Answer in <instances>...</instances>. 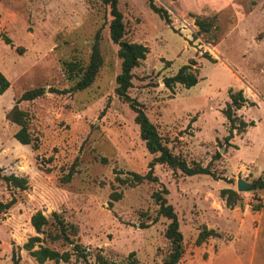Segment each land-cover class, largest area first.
I'll use <instances>...</instances> for the list:
<instances>
[{"label":"rangeland","instance_id":"374dc122","mask_svg":"<svg viewBox=\"0 0 264 264\" xmlns=\"http://www.w3.org/2000/svg\"><path fill=\"white\" fill-rule=\"evenodd\" d=\"M153 2L167 10L169 25L146 0H117L125 38L147 47L132 71L128 94L142 104L174 154L208 165L220 178L183 176L155 164L154 182L126 186L116 181V175L124 178L128 171L144 173L152 155L138 136L133 112L114 94L119 59L107 37L103 8L97 0H0V72L9 82L0 94V174L27 178V188L14 191L16 202L0 212V264H12V249L18 264H94L74 256L58 263L30 257L22 244L34 234L29 217L35 211L46 216L57 212L76 226L77 241L86 250L114 264H161L169 251L163 236L167 220L153 221L156 205L150 196L161 188L167 190L182 234L175 264H264V189H236L237 179L250 184L264 179V0ZM194 15L215 17V41L196 34ZM97 29L103 64L92 84L73 93L50 92L71 84L61 62L86 61ZM190 58L197 82L166 88L163 77ZM33 87H42V95L18 107L28 113L30 131L38 138L36 150L15 140L18 126L4 117L15 98ZM229 88L246 98L235 115L253 125L233 131L225 141L228 125L221 109ZM35 155L51 171L38 169ZM74 158L77 172L60 183V166ZM223 187L238 192L240 201L232 208L219 197ZM111 191L120 192V198L111 200ZM9 195L0 179V200ZM255 204L262 207L252 210ZM200 225L220 235L196 245Z\"/></svg>","mask_w":264,"mask_h":264},{"label":"trees","instance_id":"16d2710c","mask_svg":"<svg viewBox=\"0 0 264 264\" xmlns=\"http://www.w3.org/2000/svg\"><path fill=\"white\" fill-rule=\"evenodd\" d=\"M97 1L105 12V25L108 40L117 47L116 56L119 59V70L114 76V94L121 101L125 102L133 112V121L138 127V136L143 142L146 151L152 155L147 162V170L144 173L140 174L138 172L128 171L126 177L119 178V176L116 175L115 180L126 186H133L143 181L154 182L156 181V177L153 175V166L155 164L165 165L172 172L177 170L183 176L205 174L212 179H219L220 176H217L208 165H201L199 162L193 160L186 161L177 154H174L167 146V141L162 138L156 126L147 117L142 104L128 94V89L131 86V79L133 77L132 71L139 65L140 61L145 58L147 47L125 38V24L123 16L118 9L117 0ZM146 4L166 25L170 24L168 12L163 6L155 4L153 0H146ZM193 24L196 26V34L202 35L206 42H213L216 40L218 28L214 16L194 15ZM2 39L5 43H9L7 37L2 36ZM100 39V30L97 29L92 36L86 61L69 59L61 62L64 78L71 82V84L61 89L50 88V92H55L57 94L73 93L83 90L92 84L103 64V58L100 52ZM202 55L211 62L215 61L214 58L205 52ZM194 64L195 61L190 58L186 64L180 65L175 73L163 77V85L168 89L174 84H180L185 88L194 85L198 79L195 71L191 67ZM8 86V80L0 72V94L4 92ZM42 93V87H33L22 91L15 98L13 105L4 114L6 120L18 126L13 133L15 140L21 144H28L32 150L37 149L38 138L30 131L28 113L20 109L18 103L33 101L41 96ZM227 93L229 100L221 109V113L228 125L227 134L224 136L225 141H228V139L232 137L233 131L235 133H240L244 131L247 126L253 125L252 121H244L242 118L235 115V110L242 107L246 102V98L242 95L241 90L233 91L229 88ZM51 159L52 156H49L46 158V162H50ZM35 161L38 169L45 173L51 171L52 166H43L37 155H35ZM99 161L105 163V158L100 157ZM76 172V158H74L67 167L60 166L58 181L60 183H67ZM0 179L10 191L9 198L0 200V212H4L16 202L14 191H22L27 188V178L12 173H3L0 174ZM230 181L231 180L227 179V182ZM253 185L254 189H264V179L260 177L256 178ZM166 194L167 190L165 188L156 189L150 194L153 203L156 205L153 221L158 217H163L167 220L163 230V236L168 242L169 251L161 264H175L181 255L182 234L178 228L176 213L172 205L166 200ZM120 195V192L111 191L109 193V198L114 201L119 199ZM219 197L223 200L224 205L229 208H232L240 201L238 192L230 187L221 188L219 190ZM260 207H262V205L255 204L251 206V209L258 211ZM29 224L34 234L27 237L22 244V248L37 263H43L47 260L53 263L67 262L71 256H74L75 259L85 263L92 261L94 264H114L108 261L99 252L91 253L89 250H86L77 241L76 226L70 222H66L63 217L55 211H52L49 216L42 214L40 211H35L29 217ZM219 235L220 232L216 229L200 225L194 243L198 245L206 241L209 237H218ZM50 245H52V247ZM10 261L12 264H18L19 262V256L13 249L11 250ZM130 264L137 263L132 261Z\"/></svg>","mask_w":264,"mask_h":264},{"label":"water","instance_id":"95a60500","mask_svg":"<svg viewBox=\"0 0 264 264\" xmlns=\"http://www.w3.org/2000/svg\"><path fill=\"white\" fill-rule=\"evenodd\" d=\"M254 188V185L253 184H250L246 181H244L243 179H237L236 180V189L237 190H250V189H253Z\"/></svg>","mask_w":264,"mask_h":264},{"label":"crops","instance_id":"0c3cea01","mask_svg":"<svg viewBox=\"0 0 264 264\" xmlns=\"http://www.w3.org/2000/svg\"><path fill=\"white\" fill-rule=\"evenodd\" d=\"M224 188V187H223Z\"/></svg>","mask_w":264,"mask_h":264}]
</instances>
